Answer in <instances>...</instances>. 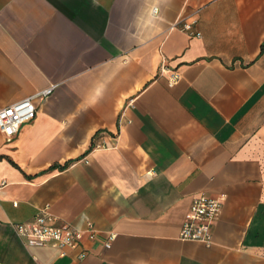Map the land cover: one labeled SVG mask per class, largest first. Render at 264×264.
<instances>
[{
  "label": "crops",
  "instance_id": "1",
  "mask_svg": "<svg viewBox=\"0 0 264 264\" xmlns=\"http://www.w3.org/2000/svg\"><path fill=\"white\" fill-rule=\"evenodd\" d=\"M50 85L0 131V264H264V0H0V106ZM201 193L211 245L180 238ZM46 205L94 223L83 259L17 235Z\"/></svg>",
  "mask_w": 264,
  "mask_h": 264
},
{
  "label": "built area",
  "instance_id": "2",
  "mask_svg": "<svg viewBox=\"0 0 264 264\" xmlns=\"http://www.w3.org/2000/svg\"><path fill=\"white\" fill-rule=\"evenodd\" d=\"M195 22L182 21L181 23L180 20L173 27L180 28L190 36H201V31L195 28ZM160 74L166 75L170 85L178 82L181 78V72L166 65L165 61H162L160 65ZM54 88L55 85H50V87L13 104L0 106V131L7 141L13 139L23 124L35 119L38 112L36 99L49 96ZM105 146V142L97 144V147ZM222 204L221 198L212 197L206 193L196 195L183 222L180 238L211 245L213 243V228L220 218ZM13 226L17 235L26 244L56 248L61 256L76 252L77 259L87 256L88 250L84 247V242L85 240L94 241L98 232L90 220L85 223L84 227L62 222L47 205L41 207L33 219L14 223ZM114 236L113 233L109 235L108 241L105 243L107 248L111 246Z\"/></svg>",
  "mask_w": 264,
  "mask_h": 264
},
{
  "label": "trees",
  "instance_id": "3",
  "mask_svg": "<svg viewBox=\"0 0 264 264\" xmlns=\"http://www.w3.org/2000/svg\"><path fill=\"white\" fill-rule=\"evenodd\" d=\"M13 164H15L14 162H13ZM65 167V165L64 166H62V168H64Z\"/></svg>",
  "mask_w": 264,
  "mask_h": 264
}]
</instances>
